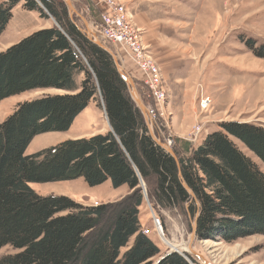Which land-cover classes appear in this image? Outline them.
Masks as SVG:
<instances>
[{
    "label": "trees",
    "instance_id": "1",
    "mask_svg": "<svg viewBox=\"0 0 264 264\" xmlns=\"http://www.w3.org/2000/svg\"><path fill=\"white\" fill-rule=\"evenodd\" d=\"M19 1L0 4V34ZM24 1L41 16L52 17L55 25L0 51V101L29 92H58L18 103L0 122V250L14 251L0 256V264L195 262L177 252L162 257L142 233L143 198L155 213L176 209L192 219L198 213L196 239L217 235L230 243L264 235V171L237 145L264 166V127L224 121L196 146L185 142L173 148L192 198L174 158L152 139L110 54L81 32L63 0H39L47 14L33 0ZM244 42L264 58L263 45ZM91 101L101 103L108 130L28 153L35 137L67 132ZM78 178L89 187L108 182L129 192L112 202L82 205L66 195H40L31 187Z\"/></svg>",
    "mask_w": 264,
    "mask_h": 264
},
{
    "label": "rangeland",
    "instance_id": "2",
    "mask_svg": "<svg viewBox=\"0 0 264 264\" xmlns=\"http://www.w3.org/2000/svg\"><path fill=\"white\" fill-rule=\"evenodd\" d=\"M8 1L0 0V4ZM33 1L47 14L39 0ZM71 1L86 22L102 26L101 16L107 9L99 0ZM113 1L123 7L129 25L136 31L146 68L138 65L127 46L102 43L115 54L119 65L133 80L140 100L151 109L155 124L148 126L153 128L157 139L173 150L185 142L196 146L205 135L219 129L220 122L237 121L264 127V58L254 54L249 43L244 42L249 39L256 46H264V0ZM10 11L12 17L0 34V51L33 31L55 25L52 17L48 14L43 17L38 9H29L24 0ZM141 14L146 17L143 24L138 21L144 17H139ZM73 18L84 30L83 21L76 16ZM80 79L81 76L77 77L78 81ZM56 92H29L1 100L0 122L18 103ZM206 98L208 107L202 108L200 102ZM108 129L101 103L91 101L67 132L41 134L32 140L28 153L64 139L87 137ZM237 145L264 171V166L251 152ZM179 155L185 156L182 151ZM31 187L40 195H66L82 205L112 202L129 192L125 186L113 189L108 182L89 187L81 178L32 184ZM140 187L144 193V185ZM139 219L160 254L170 248L165 240L188 241L193 221L176 209H159L155 213L145 198L139 207ZM156 219H159L162 234L155 225ZM192 246L211 264H264V235L255 234L230 243L214 235L211 239L195 238ZM13 252L10 247H4L0 256ZM181 253L194 259L190 264H201L193 255Z\"/></svg>",
    "mask_w": 264,
    "mask_h": 264
},
{
    "label": "built area",
    "instance_id": "3",
    "mask_svg": "<svg viewBox=\"0 0 264 264\" xmlns=\"http://www.w3.org/2000/svg\"><path fill=\"white\" fill-rule=\"evenodd\" d=\"M105 8L107 9L105 13L101 16L102 26L93 25V28L99 39L103 42H111L113 45H125L132 52L134 59L137 61L138 65L143 69L146 68V64L143 59L142 50L137 43V35L135 29L129 25V21L126 18V14L123 12V7L121 5H116L113 0H99ZM118 55V52H116ZM120 60V59H119ZM145 63V64H144ZM148 67V65H147ZM148 83V82H147ZM151 89L154 88L152 83H149ZM160 94V93H158ZM160 97L162 95L160 94ZM209 103V99H202L200 106L205 108ZM148 111V116L150 117L151 124L154 123V115L149 107H146ZM155 124V123H154ZM155 225L158 231L162 234L160 228V222L158 219L155 220ZM143 234H146V230H142Z\"/></svg>",
    "mask_w": 264,
    "mask_h": 264
},
{
    "label": "water",
    "instance_id": "4",
    "mask_svg": "<svg viewBox=\"0 0 264 264\" xmlns=\"http://www.w3.org/2000/svg\"><path fill=\"white\" fill-rule=\"evenodd\" d=\"M66 7H67V10H68V13H69V16L72 18L73 16H76V17H79L82 21H83V24H84V30L80 29L82 32L85 33L86 37L88 39H90L92 42H94L96 45H98L99 47H101L102 49H104L105 51H107L110 56L112 57L113 59V62L115 64V67L118 71V73L120 74V76L123 78V80L125 81L127 87H128V90H129V93L132 97V99L134 100V102L136 103V105L138 106V108L140 109V111L143 113L147 123L149 125H152L151 124V120H150V117L148 116V111H147V108L146 106L142 103V101L140 100L138 94H137V91L135 89V86H134V83H133V80L131 79V77H129L125 71L123 70V68L119 65L117 59H116V56L114 53H112L106 46L103 45L101 39L98 38L95 30L91 27V25L89 23H87L85 21V19L79 15V13L76 11L73 3L71 0H63ZM93 29V30H92ZM105 115V113H104ZM105 120H106V123L108 124L109 126V123L107 121V117L105 115ZM149 128V132H150V135L152 137V139L154 140V142L159 145L160 147H162L165 151H167L175 160L176 164H177V167H178V176H179V179L182 183V185L184 186V188L189 192V194L192 196V198H194V194L193 192L188 188V186L186 185L185 181L183 180V177L181 175V172H180V169H179V162H178V159L174 153V151L171 149L170 146H168L167 144L163 143L161 140L157 139L153 133H152V129H151V126H148ZM197 216H198V213L195 215V217L193 218V221H192V225H191V233L189 235V238H188V243H189V246L191 247L192 246V243L193 241L195 240V237H196V225H197ZM172 252H177V253H181L180 251L176 250V249H171L169 248L168 251H166L162 257H164L165 255L167 254H170ZM191 252L193 253L194 256L198 257L200 259V263L201 264H211L209 263L201 254L191 250ZM161 258V257H160Z\"/></svg>",
    "mask_w": 264,
    "mask_h": 264
},
{
    "label": "bare ground",
    "instance_id": "5",
    "mask_svg": "<svg viewBox=\"0 0 264 264\" xmlns=\"http://www.w3.org/2000/svg\"><path fill=\"white\" fill-rule=\"evenodd\" d=\"M207 107H208V105L205 108H207ZM160 228H161V226H160ZM165 243H167L171 249H177V250H179L181 252L184 251L186 253H189V254L193 255V253L191 252V250L194 251L193 246L190 247L189 243L187 241H183V242H169V241L165 240ZM194 257L200 261V259L198 257H196V256H194Z\"/></svg>",
    "mask_w": 264,
    "mask_h": 264
},
{
    "label": "crops",
    "instance_id": "6",
    "mask_svg": "<svg viewBox=\"0 0 264 264\" xmlns=\"http://www.w3.org/2000/svg\"><path fill=\"white\" fill-rule=\"evenodd\" d=\"M142 13H144V12H142ZM141 16H144V17H141ZM139 17H141V18H139L138 19V21H139V24H143L144 23V21H146V17H145V15H139ZM88 23V22H87ZM90 24V23H89ZM91 25V27L93 28V24L91 23L90 24ZM94 29V28H93ZM86 110V109H85ZM91 112V111H90ZM40 136V135H39ZM38 137V136H37ZM36 138V137H35Z\"/></svg>",
    "mask_w": 264,
    "mask_h": 264
}]
</instances>
